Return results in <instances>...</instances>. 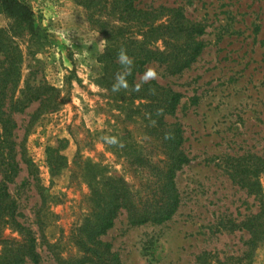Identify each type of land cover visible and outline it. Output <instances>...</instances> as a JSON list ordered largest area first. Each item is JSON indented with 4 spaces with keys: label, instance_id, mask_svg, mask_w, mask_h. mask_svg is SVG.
<instances>
[{
    "label": "rangeland",
    "instance_id": "1",
    "mask_svg": "<svg viewBox=\"0 0 264 264\" xmlns=\"http://www.w3.org/2000/svg\"><path fill=\"white\" fill-rule=\"evenodd\" d=\"M21 1L33 11L35 32L14 40L22 52L16 97L43 83L61 94L55 109L35 102L14 115L16 148L24 147L32 167L18 154L20 172L9 192L18 221L37 237L39 264H58L100 250L94 234L115 199L104 187L109 179L121 182L137 204L153 190L152 167L165 160L144 101H122L123 89L114 93L107 85L114 77L107 78L99 62L106 35L112 43L133 37L161 50L178 43L123 21L110 0L92 9L77 0ZM134 3L179 8L205 25L199 38L205 47L191 67L174 76L157 63L145 68L157 73L150 81L182 96L175 116L165 121L181 125V148L190 162L177 173L180 205L170 220L131 226L122 209L97 239L110 244L122 264H264V208L229 175L241 157L248 165L264 160V0ZM13 21L0 8V31L9 37ZM105 135L116 136L118 144H106ZM56 154L65 162L52 171L49 155ZM262 166L251 180L264 194ZM256 215L258 234L240 229ZM5 236L20 239L11 222Z\"/></svg>",
    "mask_w": 264,
    "mask_h": 264
},
{
    "label": "trees",
    "instance_id": "2",
    "mask_svg": "<svg viewBox=\"0 0 264 264\" xmlns=\"http://www.w3.org/2000/svg\"><path fill=\"white\" fill-rule=\"evenodd\" d=\"M77 1L87 9H92L108 0ZM110 5L111 10L118 13L123 21L149 27L163 41L178 43L175 48L167 46L165 50H161L152 47L144 39L138 40L132 37L112 43V36L106 35L108 44L105 52L99 57L107 78H113L118 71L123 70L116 60L119 49L124 48L133 59L132 73L127 77L129 88L123 89L124 96L121 100L144 101L141 106L142 110L149 122L158 128L156 135L160 138L165 160L162 167L159 165L152 167L155 178L152 184L153 190L149 196L139 200L137 204L131 201L129 193L123 188L121 182L109 179L106 185L103 183L104 187L108 186L110 194L115 196V199L110 204L112 208L108 207L109 210L106 212L105 209L102 210L106 215L101 219L94 234V241L100 250L97 248L98 252L93 251V256L87 254L73 261L59 259L58 264H122L118 254L111 251V245L99 241L97 237L106 234L113 227L114 220L122 209L126 210L128 223L131 226L149 222L161 224L170 220L180 205L179 191L175 182L177 173L190 162L189 157L181 148L184 140L181 125L165 121L167 116H175L181 101V94L155 81L143 84L139 91H134L133 87L140 83L136 81L137 76L142 74L146 66L151 63L162 65L165 72L171 76L181 74L191 67L205 47V44L199 40L205 34V25L187 19L179 8L161 6L144 9L139 8L134 0H110ZM0 8L14 20L9 31L10 37L5 34L6 32L0 31V165L3 169L0 180V246L3 248V253L0 254V264H39L41 255L37 248V237L29 226L18 221L17 204L9 192V184L14 182L20 172L18 154L29 171L32 167V163L26 158L24 147L20 150L16 148L15 130L18 124L14 115L24 112L35 102L39 103V108L55 109L59 105L57 101L60 100L61 93L56 88L43 83L37 88L29 87L21 97H16L22 52L14 40L25 34L34 35V14L32 9L21 0H0ZM165 17L166 20H163L162 24L155 26L160 22L158 20ZM112 83V80L111 82L109 80L107 85L111 86ZM237 161L238 164H235L229 175L234 182L258 200L262 211L264 194L259 184L255 180L252 181L251 177L257 173L259 164H263L262 167H264V160L256 159V163L250 165L242 163L243 157ZM64 162L65 158L59 154H56L55 158L49 155L52 171L57 170V167L63 165ZM258 217L256 215L241 222L240 229L247 230L255 236L259 232L255 225ZM9 222L13 224L20 239L5 236Z\"/></svg>",
    "mask_w": 264,
    "mask_h": 264
},
{
    "label": "clouds",
    "instance_id": "3",
    "mask_svg": "<svg viewBox=\"0 0 264 264\" xmlns=\"http://www.w3.org/2000/svg\"><path fill=\"white\" fill-rule=\"evenodd\" d=\"M103 41L104 40L100 42L103 43ZM116 60L123 70L118 71L114 77V81L111 85V91L114 93L119 92L122 89L127 90L129 88L127 77L131 75L134 63L133 59L128 55L127 51L124 48L118 50L116 54ZM156 77V71L152 68H147L140 78V83L135 84L133 90L139 91L143 84L155 79ZM73 102H75L74 98ZM102 139L108 145L118 144V138L116 136L105 135L102 137Z\"/></svg>",
    "mask_w": 264,
    "mask_h": 264
}]
</instances>
